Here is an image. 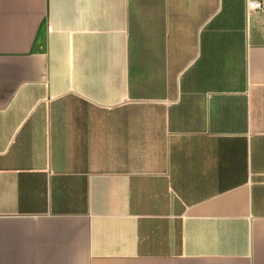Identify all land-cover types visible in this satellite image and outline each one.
Here are the masks:
<instances>
[{
    "label": "crops",
    "instance_id": "crops-1",
    "mask_svg": "<svg viewBox=\"0 0 264 264\" xmlns=\"http://www.w3.org/2000/svg\"><path fill=\"white\" fill-rule=\"evenodd\" d=\"M247 1L0 0V264H264Z\"/></svg>",
    "mask_w": 264,
    "mask_h": 264
},
{
    "label": "built area",
    "instance_id": "built-area-1",
    "mask_svg": "<svg viewBox=\"0 0 264 264\" xmlns=\"http://www.w3.org/2000/svg\"><path fill=\"white\" fill-rule=\"evenodd\" d=\"M264 9V2L258 0L247 1V12L260 11Z\"/></svg>",
    "mask_w": 264,
    "mask_h": 264
}]
</instances>
